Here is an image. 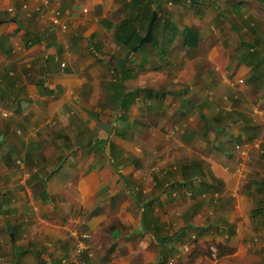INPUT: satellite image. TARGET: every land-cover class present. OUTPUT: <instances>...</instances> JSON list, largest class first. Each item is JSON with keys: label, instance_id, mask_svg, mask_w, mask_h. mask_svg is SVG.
<instances>
[{"label": "crops", "instance_id": "crops-1", "mask_svg": "<svg viewBox=\"0 0 264 264\" xmlns=\"http://www.w3.org/2000/svg\"><path fill=\"white\" fill-rule=\"evenodd\" d=\"M130 2L0 0L3 264L264 259L250 244L264 235V182L246 192L235 149L264 168V0H152L180 33L169 54L150 42L120 68ZM209 201L219 226L201 219ZM215 238L220 255L205 254Z\"/></svg>", "mask_w": 264, "mask_h": 264}, {"label": "trees", "instance_id": "trees-1", "mask_svg": "<svg viewBox=\"0 0 264 264\" xmlns=\"http://www.w3.org/2000/svg\"><path fill=\"white\" fill-rule=\"evenodd\" d=\"M154 11H158V9L154 8L152 0H131L126 6L125 17L116 26L114 32L115 39L124 47L125 55L136 47L145 36ZM14 19L16 20V18ZM0 20L2 23L5 22L1 18ZM179 33V29L170 19L158 17L152 30L151 43L158 48L161 54L167 55L170 53V49ZM183 37L186 46L194 47L198 42L199 33L195 28L191 27L185 29ZM245 46L250 50L248 44ZM116 69L119 70L117 66ZM199 175H202V173L194 171L190 175L188 182L192 183L194 181L192 176ZM202 205L199 204L198 207L201 208ZM257 211L263 214L264 208L257 209Z\"/></svg>", "mask_w": 264, "mask_h": 264}, {"label": "rangeland", "instance_id": "rangeland-1", "mask_svg": "<svg viewBox=\"0 0 264 264\" xmlns=\"http://www.w3.org/2000/svg\"><path fill=\"white\" fill-rule=\"evenodd\" d=\"M262 134L264 135V130H263V133ZM235 149L237 150V145L235 146ZM257 162L259 164V167L257 166L256 167V170H255L254 165L252 166L253 156L250 155V160H249V162H248V164L246 166V169H248V170H247V176L244 179H247V181L249 180L248 185L250 184L252 187L255 186V185L259 187L261 185L260 183L261 182H264V168L259 163V157H258ZM239 164H240V160H238V162L236 164L237 169H238ZM250 180H253L255 185L253 183H251L252 181H250ZM195 183H197V181ZM256 186L253 187V188H251V187L248 188V186H247V188H245L246 189V192H249V193L251 192L250 193V196H253L254 195V191L258 192V188ZM246 192L243 191V194L247 195ZM241 193L242 192L240 190V192H239L238 195H240ZM234 197H236V195L235 196H230L229 199H231V200L236 199ZM263 198H264V192H263ZM195 200L196 199H194V197H193L192 201L194 202ZM255 201H257V200H255ZM209 202H210V204L207 206L208 208L205 207V209H204V207H203V209H201L203 211L200 210V212L203 213V216L201 217V219H203V217H205V216L208 217V219H210V218H216V221L218 222V224L216 226H219V222H221V223L224 222V219H225V216H226V215H223L224 208L223 209H220L218 207L219 204L217 202H211V201H209ZM207 204H208V202H207ZM229 204H231V202ZM220 212L222 214L221 216L219 215ZM237 221L238 220H236V222ZM202 222H206V221H202ZM199 223L200 222H198L197 224H199ZM233 223H235V222H233ZM213 226H215V225H213ZM256 237H258L257 241H254L255 238H253L254 240H251L250 241V244H252V246L253 245L260 244V242L262 244H264V235L263 236H256ZM247 239H244L243 242L244 243L249 242V241H246ZM260 240H262V241H260ZM217 244H218V242H217L216 238L214 240L213 239H210L209 241L203 242V245L206 246V249L207 250H208V246H210V247L211 246H216L215 250L209 248V251L208 252H205V254L209 255L213 251L219 253L218 252L219 250H218ZM219 244H220L219 246L223 247L224 249H227V246H226L227 245V242L225 244H223V242H220ZM221 251H222V249H221ZM221 253H222L221 258H223V256H225L227 254V251L226 252L225 251H222ZM252 254L255 255L253 261L252 262L246 261L245 262L246 264H264V259H263V256L261 255L260 252H252ZM219 255H220V253H219Z\"/></svg>", "mask_w": 264, "mask_h": 264}, {"label": "built area", "instance_id": "built-area-1", "mask_svg": "<svg viewBox=\"0 0 264 264\" xmlns=\"http://www.w3.org/2000/svg\"><path fill=\"white\" fill-rule=\"evenodd\" d=\"M52 13L54 15H58L57 10L53 9ZM8 114L4 113V117H7ZM237 151L240 153V164L238 166V169L236 170V173L241 177V178H245L247 176V170L246 166L250 160V154L249 151L247 149H245L244 147L237 145ZM84 249V245L81 244L80 245V254H82V251ZM0 264H3V256H2V245L0 242ZM76 264H91L88 261H78Z\"/></svg>", "mask_w": 264, "mask_h": 264}, {"label": "water", "instance_id": "water-1", "mask_svg": "<svg viewBox=\"0 0 264 264\" xmlns=\"http://www.w3.org/2000/svg\"><path fill=\"white\" fill-rule=\"evenodd\" d=\"M157 18H158V13L156 11H154L153 14H152L151 21H150V23L148 25V29H147V32H146L145 36L140 40L139 44L136 47H134L131 51H128L126 56L123 57L119 61L118 65H119L120 68H123L125 66V64L128 61L129 57L133 53L137 52L143 45L151 42V34H152L153 27H154V23L157 20ZM1 24H2V21L0 20V25ZM8 232L12 235L13 228L8 226Z\"/></svg>", "mask_w": 264, "mask_h": 264}]
</instances>
